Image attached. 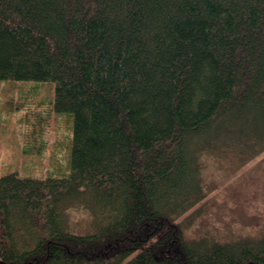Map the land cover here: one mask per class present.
Returning a JSON list of instances; mask_svg holds the SVG:
<instances>
[{
  "label": "trees",
  "instance_id": "16d2710c",
  "mask_svg": "<svg viewBox=\"0 0 264 264\" xmlns=\"http://www.w3.org/2000/svg\"><path fill=\"white\" fill-rule=\"evenodd\" d=\"M0 80L54 122L0 264H264V0H0Z\"/></svg>",
  "mask_w": 264,
  "mask_h": 264
},
{
  "label": "rangeland",
  "instance_id": "374dc122",
  "mask_svg": "<svg viewBox=\"0 0 264 264\" xmlns=\"http://www.w3.org/2000/svg\"><path fill=\"white\" fill-rule=\"evenodd\" d=\"M51 95L52 89H49L45 83L27 81L22 86H16L12 80H0V174L20 168L23 174L40 176L52 165L48 164L52 151V146L48 141L53 135L50 130L44 132L46 142L42 151L21 152L23 143L27 147L33 144L38 135L37 130L41 132L46 126L50 127L54 124L52 119L42 112L40 119H35L41 106L44 105L43 109L46 108L47 99ZM28 96H33V98H28ZM24 115H27V123L21 120ZM60 131L62 128H58L59 133ZM57 155L62 156V162L65 154L62 152L61 145H58ZM82 215L77 213L75 218L78 219ZM220 220L224 218L221 217ZM220 220L216 218L214 221L219 222Z\"/></svg>",
  "mask_w": 264,
  "mask_h": 264
}]
</instances>
